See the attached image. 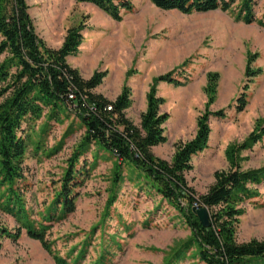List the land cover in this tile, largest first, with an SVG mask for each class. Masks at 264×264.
<instances>
[{
  "label": "rangeland",
  "instance_id": "rangeland-1",
  "mask_svg": "<svg viewBox=\"0 0 264 264\" xmlns=\"http://www.w3.org/2000/svg\"><path fill=\"white\" fill-rule=\"evenodd\" d=\"M25 1L37 35L49 48L58 49L68 29L83 28L82 43L66 59L68 65L84 79L105 72L93 92L109 100L128 87L131 105L125 114L134 125H139L156 78L171 74L178 82L156 84V95L164 101L160 111L168 119L165 143L151 149L155 157L169 161L178 145L193 139L199 116L223 111V119L209 117L207 148L192 158V170L185 175L196 196L208 191L216 171L229 170L226 149L242 145L256 127L264 128V27L256 22L245 24L218 10L190 15L162 11L150 0H129L132 10L122 12L117 22L74 0ZM254 15L264 20V0H256ZM248 63L256 73L252 79L245 75ZM208 74L218 78L207 106ZM241 95L246 105L237 111ZM22 128L24 178L14 191L24 214L11 212L6 188L0 186V228L10 233L21 229V235L0 239V264H57L54 257L67 264H203L196 247L187 246L189 227L139 172L122 166L118 173L114 157L93 145L80 150L84 129L73 114L57 118L45 111ZM238 163L242 170L264 169V137L241 151ZM72 166L78 197L74 211L63 214L53 203ZM252 188L257 195L242 204L238 243L264 239V182ZM49 208L51 222L45 217ZM25 222L36 230L45 227L50 252L26 235Z\"/></svg>",
  "mask_w": 264,
  "mask_h": 264
},
{
  "label": "trees",
  "instance_id": "trees-1",
  "mask_svg": "<svg viewBox=\"0 0 264 264\" xmlns=\"http://www.w3.org/2000/svg\"><path fill=\"white\" fill-rule=\"evenodd\" d=\"M95 6L109 18L119 22L122 12H130L129 0H74ZM162 11H177L183 15L212 11L231 12L235 19L245 24L256 22L264 27V20L254 15L256 0H150ZM25 0H0V186L6 188L7 206L12 213L24 214L21 196L14 191V185L24 178V156L27 143L24 124L39 120L46 111L58 118L61 114H73L81 123L84 133L80 150L95 146L114 157L119 173L122 166L136 170L150 185L155 194L184 220L191 238L188 247H196V256L203 264H244L259 261L264 264V239H252L238 243L235 239L239 218L243 215L242 204L257 195L252 186L264 182V169L242 170L238 163L239 153L250 149L264 137V128L256 127L242 145L229 146L225 157L228 171H216L214 183L208 191L196 196L188 185L186 173L192 170V158L203 152L208 145L209 117L223 119V111L208 114L197 119V130L192 140L176 147L169 161L155 157L151 149L165 143L164 124L168 119L160 111L163 99L156 95V84H178L171 74L154 80L146 95V109L140 115L139 125L127 117L131 105V91L124 86L114 99L96 94L105 72L95 71L88 79L70 67L66 59L74 56L82 43L80 26L66 31L62 45L52 49L45 45L35 31ZM246 68L247 79L256 76L255 71ZM205 94L207 106L216 93L217 74H208ZM247 87H245L246 90ZM237 111L246 105L245 95L237 100ZM117 173V176H118ZM72 166L62 180L53 207H62L63 214L72 213L78 197ZM183 203L186 206H183ZM205 208L209 213L210 227L200 224L193 209ZM47 222L52 221L51 209L45 214ZM22 227L26 235L50 252L44 239L45 227L36 230L32 223ZM21 229L10 233L0 228V239L16 240ZM57 264H67L54 257Z\"/></svg>",
  "mask_w": 264,
  "mask_h": 264
},
{
  "label": "water",
  "instance_id": "water-1",
  "mask_svg": "<svg viewBox=\"0 0 264 264\" xmlns=\"http://www.w3.org/2000/svg\"><path fill=\"white\" fill-rule=\"evenodd\" d=\"M195 215L197 216L200 224L204 228H209L210 227V218H209V213L205 208H198V209H193L192 210Z\"/></svg>",
  "mask_w": 264,
  "mask_h": 264
}]
</instances>
